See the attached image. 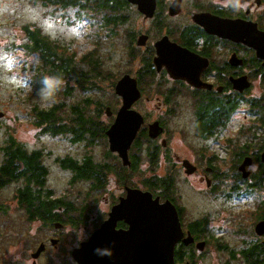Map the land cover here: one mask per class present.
Instances as JSON below:
<instances>
[{"label": "flooded vegetation", "instance_id": "af4514ba", "mask_svg": "<svg viewBox=\"0 0 264 264\" xmlns=\"http://www.w3.org/2000/svg\"><path fill=\"white\" fill-rule=\"evenodd\" d=\"M126 3L125 11L136 8L141 20V29L128 30L126 35L130 47L142 51L133 77L142 97L134 105L143 98L157 100V109L165 105L166 114L150 122L135 109L144 117L136 140L140 135L145 140L140 147H135L136 140L133 143L129 165L111 152L118 171L116 165L94 159L100 178L85 180L73 169L70 183L91 181L90 190L79 192L76 203H67L66 196L71 194L58 197L48 187L53 189L48 190L53 192L48 198L53 204L41 206L40 212V206L29 205L20 197L22 180L8 182L0 173V264H78L74 258L77 250L107 221V256H125L122 242L131 222L139 227L133 233H138L135 240L146 234L140 230L146 215L137 210L114 212L130 189L152 193L159 205L170 202L175 206L183 234L174 247V264H264V58L254 47L209 34L195 21L197 15L211 14L257 24L264 33V0H156L151 17L128 0ZM160 44L173 47L176 56L179 51L190 55V70L177 65L169 70L164 62L158 65ZM175 99H192L189 117L180 115L182 108L172 106ZM118 110L112 109V123ZM179 118L187 122L179 131L185 133L184 128L191 124L193 136L201 143L195 153L190 149L192 156L181 157L169 150L174 130L170 121ZM156 122L163 131L151 138L149 126ZM234 130L236 141L232 139ZM217 148L224 156L218 155ZM144 150L150 165L171 168L164 177L149 178L157 184L153 189L146 186L149 180L141 171ZM69 158L62 159L72 162ZM62 159L55 160L61 169ZM229 162L232 171L227 168ZM177 169L194 188L188 192L176 189ZM109 172L120 182L112 189L105 188ZM130 178L136 183H130ZM165 180L171 183L165 186ZM17 184L21 185L13 188L11 203L7 191ZM213 256L229 257L222 262L211 260Z\"/></svg>", "mask_w": 264, "mask_h": 264}, {"label": "rangeland", "instance_id": "374dc122", "mask_svg": "<svg viewBox=\"0 0 264 264\" xmlns=\"http://www.w3.org/2000/svg\"><path fill=\"white\" fill-rule=\"evenodd\" d=\"M74 8H65L62 5H54L50 0H0V165L2 163L3 152L1 148L8 140L22 144L28 151L38 150L43 152V160L49 168L47 187L53 188L58 197L65 194L67 203H76V196L90 190L91 181H75L70 183L73 172L63 170L56 166L55 160L58 158L71 157L78 160L83 159L86 151L83 144L71 143V134H61L57 137L37 126V111L46 109L51 104L61 103L62 108L58 116L61 121L73 123L69 119H74L72 107H85L87 116L96 117L100 110L99 120L110 125L114 117L108 118L105 115L106 107L110 106L114 111L118 110L122 100L116 95L114 87L119 79L129 74L136 75L140 66L141 50L135 49L126 37L128 30L138 31L141 29V20L136 8H127L123 16H127L118 26L101 25V13L88 12L79 13ZM39 31L44 40L55 48L56 53L76 62L79 67H87V63L93 59L101 65V75L93 76L94 82L92 90H82L70 83V89L65 92L66 82L51 78L47 67H42L39 55L28 54L24 51L23 45L28 43L26 30ZM88 61V62H87ZM91 68V67H90ZM95 75V74H93ZM44 82L46 79L49 84L44 88H38L39 79ZM92 85V84H91ZM162 102V101H160ZM165 103V101H163ZM192 99H178L172 101L173 107L182 108L180 115L189 117L192 111ZM159 101H146L143 98L134 105V109L140 111L151 122L156 118H163L167 107L164 105L158 110ZM233 123L237 122L233 121ZM232 123V124H233ZM172 131V144H169L170 152L178 153L181 157L192 156L190 149L195 153L201 145L200 141L192 134L191 128L180 132L182 125L187 126V122L179 118L170 121ZM236 131L232 135L235 138ZM232 141V140H231ZM144 146V145H143ZM234 150V149H233ZM108 152L111 155H108ZM216 152L221 157L223 152L218 148ZM94 160L108 162L116 165L118 161L109 151L108 139L100 141L94 147ZM144 150L142 153L141 171L144 179L149 180L152 176L164 177L171 168L167 164L164 167L150 165ZM231 158V154H230ZM94 161V162H95ZM59 167V168H58ZM227 168L232 171V164L229 162ZM175 180V187L179 192H188L194 188L193 182L183 180L178 173ZM115 173V172H114ZM127 173V172H126ZM109 172V183L105 188L118 184L117 177ZM124 174V173H123ZM136 179H129L130 183H136ZM107 183V182H106ZM8 188V200L12 203L13 188ZM147 186V185H146ZM184 194V193H183ZM82 197V196H81ZM189 201H186L187 205ZM93 209V208H92ZM92 212V210H91ZM229 256H213L211 260H228ZM1 258V256H0Z\"/></svg>", "mask_w": 264, "mask_h": 264}, {"label": "water", "instance_id": "95a60500", "mask_svg": "<svg viewBox=\"0 0 264 264\" xmlns=\"http://www.w3.org/2000/svg\"><path fill=\"white\" fill-rule=\"evenodd\" d=\"M128 1L136 5L138 10L147 14L148 17L154 13L156 0ZM172 8V12L175 13L177 6ZM195 21L200 23L209 34L234 42L242 41L244 44L254 47L258 56L264 58V40H262L264 33L258 29L257 24L223 19L211 14L197 15ZM139 44L141 45V40ZM161 44L158 45V49H161L158 51L159 58L156 59L158 65L164 62L163 64H166L169 70L174 65L186 68V71L190 70L192 65L190 55L179 51L176 56L173 47ZM195 86L197 85L195 84ZM114 90L116 95L122 98V106L118 110L114 122L106 131V136L108 137L109 151L117 153L124 165H129V150L144 124L143 115L133 109L134 104L141 99L142 95L137 80L129 74L117 81ZM105 113L107 117H112V108L106 107ZM2 115L0 113V117ZM162 131L158 122L149 126L151 138L158 137ZM123 209L129 214L137 210L136 212L146 215L145 220L143 216V224L140 227V230H145L146 234H141L140 238L135 240L134 236H138V233L136 235L133 233L139 227L131 222V227L122 242L125 256H107L110 253V244L107 240L110 222L107 221L98 233L93 234L89 241L77 250L74 258L78 264H174V247L183 234L175 206L170 202L159 205L158 199L153 200L152 193L130 189L127 199L116 206L114 212Z\"/></svg>", "mask_w": 264, "mask_h": 264}, {"label": "trees", "instance_id": "16d2710c", "mask_svg": "<svg viewBox=\"0 0 264 264\" xmlns=\"http://www.w3.org/2000/svg\"><path fill=\"white\" fill-rule=\"evenodd\" d=\"M54 5H62L65 8H74L79 10V13L90 12L101 13V25L112 26L115 28L124 19L123 12L125 11L126 0H50ZM28 43L23 45L24 51L28 54H37L42 62V67H47L51 78L54 80L66 82V93L70 89V83L74 86L86 90L93 88L94 82L91 80L93 76L101 75L100 63L93 59L87 63V67L82 68L76 65L72 58L67 59L59 56L55 48L43 39L39 31L26 30ZM88 62V61H87ZM91 67V68H90ZM95 74V75H93ZM92 84V85H91ZM42 78L39 79L38 88H44ZM62 104H51L46 109L37 111V126L44 128L45 131L52 136L57 137L61 134H71L69 137L71 143L83 144L86 154L83 160L80 161L75 158H69L72 162L63 160L61 167L63 170L78 171L80 176L86 178L85 180H92V178L99 176L97 166L94 162L93 155L94 147L100 141H106V131L109 125L99 120L100 110L96 117L92 115L87 116L85 107H72L74 119L69 117L73 123L61 121L58 114L61 111ZM222 129V128H221ZM220 130V129H219ZM218 130V131H219ZM145 140L143 135H140L136 140L135 147H140L141 142ZM3 152L2 163L0 165V173L7 177L8 182L22 180L21 196L30 205H38V211L42 212L41 206L52 205L53 201H48V198L53 195V190L46 187L49 168L45 165L43 160V152L38 150L28 151L22 144L15 142V140H8L7 144L1 148ZM108 155H111L108 152ZM151 157V155H150ZM134 160H138L137 154H133ZM68 159V158H67ZM151 161L153 158L151 157ZM59 161H56L58 163ZM100 178V176H99ZM171 180L162 182L168 186ZM149 189L157 187L156 182L152 179L146 183ZM44 199V200H41ZM46 199V200H45Z\"/></svg>", "mask_w": 264, "mask_h": 264}, {"label": "clouds", "instance_id": "9594fccd", "mask_svg": "<svg viewBox=\"0 0 264 264\" xmlns=\"http://www.w3.org/2000/svg\"><path fill=\"white\" fill-rule=\"evenodd\" d=\"M44 83H45L46 85H48V84H49V81L46 79V80L44 81Z\"/></svg>", "mask_w": 264, "mask_h": 264}]
</instances>
